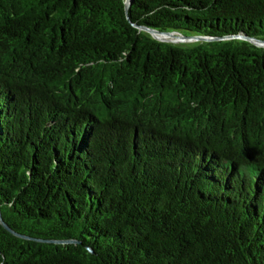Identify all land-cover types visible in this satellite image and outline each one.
<instances>
[{"label":"trees","instance_id":"1","mask_svg":"<svg viewBox=\"0 0 264 264\" xmlns=\"http://www.w3.org/2000/svg\"><path fill=\"white\" fill-rule=\"evenodd\" d=\"M126 4L0 0V264H264V0Z\"/></svg>","mask_w":264,"mask_h":264},{"label":"water","instance_id":"2","mask_svg":"<svg viewBox=\"0 0 264 264\" xmlns=\"http://www.w3.org/2000/svg\"><path fill=\"white\" fill-rule=\"evenodd\" d=\"M131 1L132 0H127V9L129 8L130 4H131ZM147 30V29H146ZM149 31L155 38L161 40V41H166V40H162L160 39L158 36L159 35H162V36H171V37H174L177 39L176 42H189V41H193V40H208L206 38H202V37H197V38H188V37H185V36H181V35H175L174 33H161V32H158V31H155V30H147ZM254 44H256L257 46L259 47H264V41L262 40H255V39H250ZM172 42H175V41H172ZM0 223L2 224V226L7 230L9 231L10 233H12L13 235L17 236V237H20V238H23V239H28V240H35L33 238H30L28 236H24L22 234H19L17 233L16 231H14L8 224H6L2 218V213H1V210H0ZM70 242V241H69Z\"/></svg>","mask_w":264,"mask_h":264},{"label":"bare ground","instance_id":"3","mask_svg":"<svg viewBox=\"0 0 264 264\" xmlns=\"http://www.w3.org/2000/svg\"><path fill=\"white\" fill-rule=\"evenodd\" d=\"M160 39H162V40H169V41H177V39L176 38H174V37H171V36H162V35H159L158 36Z\"/></svg>","mask_w":264,"mask_h":264}]
</instances>
